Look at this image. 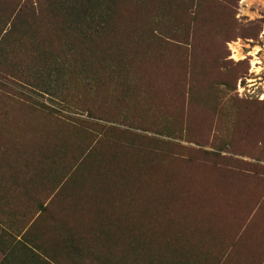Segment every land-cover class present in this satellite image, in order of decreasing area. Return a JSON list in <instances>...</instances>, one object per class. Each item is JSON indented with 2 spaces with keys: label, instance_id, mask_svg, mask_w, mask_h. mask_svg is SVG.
I'll return each mask as SVG.
<instances>
[{
  "label": "rangeland",
  "instance_id": "1",
  "mask_svg": "<svg viewBox=\"0 0 264 264\" xmlns=\"http://www.w3.org/2000/svg\"><path fill=\"white\" fill-rule=\"evenodd\" d=\"M261 97L264 0H0V264H264Z\"/></svg>",
  "mask_w": 264,
  "mask_h": 264
},
{
  "label": "bare ground",
  "instance_id": "2",
  "mask_svg": "<svg viewBox=\"0 0 264 264\" xmlns=\"http://www.w3.org/2000/svg\"><path fill=\"white\" fill-rule=\"evenodd\" d=\"M238 52V51H237ZM238 56V55H237ZM259 64V62H255V63H253V66H254V68L255 69H257L258 71H259V68L257 67V65Z\"/></svg>",
  "mask_w": 264,
  "mask_h": 264
},
{
  "label": "snow or ice",
  "instance_id": "3",
  "mask_svg": "<svg viewBox=\"0 0 264 264\" xmlns=\"http://www.w3.org/2000/svg\"><path fill=\"white\" fill-rule=\"evenodd\" d=\"M262 99H264V97H261Z\"/></svg>",
  "mask_w": 264,
  "mask_h": 264
}]
</instances>
